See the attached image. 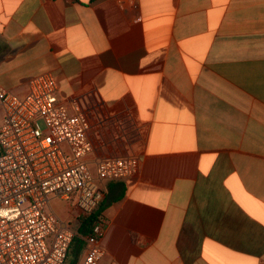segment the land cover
<instances>
[{"label":"crops","instance_id":"1","mask_svg":"<svg viewBox=\"0 0 264 264\" xmlns=\"http://www.w3.org/2000/svg\"><path fill=\"white\" fill-rule=\"evenodd\" d=\"M42 74L94 173L137 160L105 183L102 264H264V0H0V88Z\"/></svg>","mask_w":264,"mask_h":264},{"label":"built area","instance_id":"2","mask_svg":"<svg viewBox=\"0 0 264 264\" xmlns=\"http://www.w3.org/2000/svg\"><path fill=\"white\" fill-rule=\"evenodd\" d=\"M0 111V264H65L77 223L98 209L105 183L133 175L137 160L103 159L94 173L91 122L79 105L60 100L51 74L32 79L24 96L0 88ZM53 198L73 200L77 217L56 216ZM104 231L100 219L79 264H102Z\"/></svg>","mask_w":264,"mask_h":264},{"label":"trees","instance_id":"3","mask_svg":"<svg viewBox=\"0 0 264 264\" xmlns=\"http://www.w3.org/2000/svg\"><path fill=\"white\" fill-rule=\"evenodd\" d=\"M104 208L105 204L101 203L98 209H96L92 214L82 220L78 228V234L73 240L65 264H79L82 251L85 248V241L82 239V236L87 237L93 234L94 225L97 221L100 220Z\"/></svg>","mask_w":264,"mask_h":264},{"label":"rangeland","instance_id":"4","mask_svg":"<svg viewBox=\"0 0 264 264\" xmlns=\"http://www.w3.org/2000/svg\"><path fill=\"white\" fill-rule=\"evenodd\" d=\"M50 210H54V212L56 213V216L58 214L59 216H63L67 213V204L64 200L61 199H52L50 202V206H49ZM77 226H80V222L77 223Z\"/></svg>","mask_w":264,"mask_h":264}]
</instances>
